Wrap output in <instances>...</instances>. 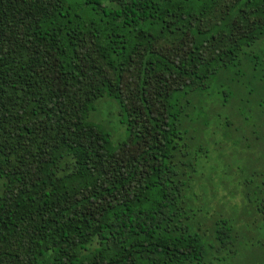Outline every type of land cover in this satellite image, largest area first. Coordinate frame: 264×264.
<instances>
[{
	"label": "trees",
	"instance_id": "1",
	"mask_svg": "<svg viewBox=\"0 0 264 264\" xmlns=\"http://www.w3.org/2000/svg\"><path fill=\"white\" fill-rule=\"evenodd\" d=\"M263 51L264 0H0V264H264Z\"/></svg>",
	"mask_w": 264,
	"mask_h": 264
},
{
	"label": "rangeland",
	"instance_id": "2",
	"mask_svg": "<svg viewBox=\"0 0 264 264\" xmlns=\"http://www.w3.org/2000/svg\"><path fill=\"white\" fill-rule=\"evenodd\" d=\"M263 56H264V51L262 52ZM247 91V90H246ZM242 96V95H241ZM243 98H246V96ZM248 99V98H247ZM249 100V99H248ZM240 112L242 111L241 109L239 110ZM238 111V112H239ZM252 105L248 102L245 104L244 106V110L241 112V116H240V120L242 121V123L246 124L247 126H251L254 124L255 120L253 118V113H252ZM218 120H223L226 118V115L223 112H219L218 111ZM87 119L89 122H91L92 124L98 126L99 128H101L103 130V132H105L108 137H109V141L110 144L112 146L117 145L120 142H123L126 137H127V132H126V121H125V117L119 112V108L116 104V102L108 97H103L101 99H99L98 101H96L95 105H94V109L93 111H91L88 116ZM222 121V122H223ZM216 124L219 121H216ZM239 132V131H238ZM242 133V132H240ZM200 144H202L203 146H205L207 148V155L205 157H201L199 156V158H197L198 160V165L196 167V171L195 174L197 176H200L202 178V189L198 188V190L201 193H204L207 189V192L209 194L210 190L208 189V186H210L208 184V180L210 177V174L213 172V167L215 165H217V153L215 152V148H217L218 146V138L216 139V137H214V135H209L206 132L202 135H200ZM223 153H225L227 151V149L222 150ZM240 153H236L235 155H231L230 152L228 154V156H224L222 157V164H223V169L222 172L224 171L226 174L228 175L227 178L229 176H231L233 178L234 183L232 185L227 186L224 182L219 184L218 188L215 191V196L218 199H223V200H228V192H233L234 196L233 198L229 201V205L232 204H237V207L239 206V201H240V187L238 186V183L241 181L238 178V171L235 168V165L233 164V159L235 156H239ZM246 160H244L245 162ZM239 163V161H238ZM251 161L248 162L247 165V169L245 171H242V174L240 176V178L242 180H250L249 176L252 174L253 171H255L253 169V167H251ZM221 167V166H220ZM242 167V166H241ZM218 170V169H216ZM221 170L219 172H221ZM240 174V173H239ZM213 183H216V179L215 177H213L212 180ZM1 184L2 181L0 179V190H1ZM224 185L225 188L224 189ZM205 194V193H204ZM206 196L203 195L201 198H204ZM230 212V210L228 209H223L221 210L222 213H228ZM220 212V210H219ZM209 215H211L212 213H208ZM213 215L216 218L222 217L221 214H219L218 212H214ZM253 228V227H252ZM251 228V229H252ZM264 236V234H261V232H257L256 234H254V238L255 239H259ZM245 254V256L248 254L250 255L251 253L249 251L243 253V255Z\"/></svg>",
	"mask_w": 264,
	"mask_h": 264
}]
</instances>
